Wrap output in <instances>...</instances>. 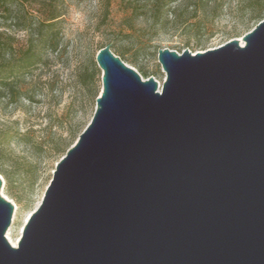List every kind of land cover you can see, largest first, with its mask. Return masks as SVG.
Wrapping results in <instances>:
<instances>
[{
    "label": "water",
    "instance_id": "obj_1",
    "mask_svg": "<svg viewBox=\"0 0 264 264\" xmlns=\"http://www.w3.org/2000/svg\"><path fill=\"white\" fill-rule=\"evenodd\" d=\"M242 43L160 50L161 91L101 49L96 113L17 248L0 194V264H264V20Z\"/></svg>",
    "mask_w": 264,
    "mask_h": 264
},
{
    "label": "rangeland",
    "instance_id": "obj_2",
    "mask_svg": "<svg viewBox=\"0 0 264 264\" xmlns=\"http://www.w3.org/2000/svg\"><path fill=\"white\" fill-rule=\"evenodd\" d=\"M50 17H59L57 52L46 48L39 65L11 81L21 89L19 97L10 98L12 89L0 83V194L14 207L6 237L18 244L57 165L96 113L101 49L110 45L144 81L154 78L161 91L167 77L160 50L196 55L232 40L244 45V35L264 20V0L1 1L0 64L18 58L27 49L30 29L38 30ZM91 62L97 65L95 75Z\"/></svg>",
    "mask_w": 264,
    "mask_h": 264
},
{
    "label": "trees",
    "instance_id": "obj_3",
    "mask_svg": "<svg viewBox=\"0 0 264 264\" xmlns=\"http://www.w3.org/2000/svg\"><path fill=\"white\" fill-rule=\"evenodd\" d=\"M7 5V2L9 0H0ZM161 2V0H158ZM59 17H50V19H46L42 21L39 24L38 30L30 29V37L27 45V49L23 51L18 58L14 60H10L8 63H2L0 64V83L1 85L10 91L12 89V92L9 94L10 98H15V95H18V97L22 94V91L20 88L11 87L12 84L11 81H17L24 73L34 69L42 59V52L48 48L52 53H56L59 46V39L57 31H55V28L57 26V20ZM25 28V27H24ZM26 30V29H24ZM41 30L47 31L46 34L41 32ZM121 58V56H120ZM123 61V59L121 58ZM93 65V73H97L96 70V63L91 62ZM101 74V72H100ZM141 75L146 77V74L142 73ZM94 100L97 101L99 98L98 94H95ZM29 99V98H28ZM30 100V99H29Z\"/></svg>",
    "mask_w": 264,
    "mask_h": 264
},
{
    "label": "bare ground",
    "instance_id": "obj_4",
    "mask_svg": "<svg viewBox=\"0 0 264 264\" xmlns=\"http://www.w3.org/2000/svg\"><path fill=\"white\" fill-rule=\"evenodd\" d=\"M7 238H8V242L9 243H11V245L13 246V247H15V248H17V246L19 245L18 243H15V242H13L12 240H11V238H10V236L9 235H7ZM18 244V245H17Z\"/></svg>",
    "mask_w": 264,
    "mask_h": 264
}]
</instances>
